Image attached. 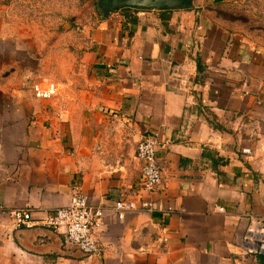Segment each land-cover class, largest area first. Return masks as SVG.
Returning a JSON list of instances; mask_svg holds the SVG:
<instances>
[{"label":"crops","instance_id":"obj_1","mask_svg":"<svg viewBox=\"0 0 264 264\" xmlns=\"http://www.w3.org/2000/svg\"><path fill=\"white\" fill-rule=\"evenodd\" d=\"M203 1L98 6L84 44L97 84L77 101L35 96L43 31L0 0V264H264L243 248L249 215L264 216V50ZM154 131L163 181L146 190L136 152ZM75 192L106 207L97 253L42 222ZM122 197L174 211L119 218ZM20 207L32 225L15 223Z\"/></svg>","mask_w":264,"mask_h":264},{"label":"rangeland","instance_id":"obj_2","mask_svg":"<svg viewBox=\"0 0 264 264\" xmlns=\"http://www.w3.org/2000/svg\"><path fill=\"white\" fill-rule=\"evenodd\" d=\"M6 1L31 34L36 29L43 31V46L37 48L45 60L42 66L37 65L41 80L57 81L62 98L70 97V91L75 94L73 99L84 100L89 94L84 89L93 91L97 84L89 78L84 44L90 25L100 14L98 0ZM203 6L212 20L223 24L233 36L264 50V0H205Z\"/></svg>","mask_w":264,"mask_h":264},{"label":"built area","instance_id":"obj_3","mask_svg":"<svg viewBox=\"0 0 264 264\" xmlns=\"http://www.w3.org/2000/svg\"><path fill=\"white\" fill-rule=\"evenodd\" d=\"M34 94L40 98H49L58 94L59 86L55 80L33 83ZM160 139L158 131L139 141L136 155L142 162V185L146 190H155L163 181V172L159 156ZM250 151L249 148H245ZM119 218H124L127 211L141 208L149 211H174L171 205L142 201L140 206L131 198H119L113 205ZM106 207L94 205L88 195L75 192L69 203L59 205L42 219L43 224L61 230L67 241L77 245L84 253L94 254L100 251L101 242L96 227L101 223ZM14 221L18 225H32L33 211L31 208H15L12 211ZM243 239L246 253L264 254V216L250 214Z\"/></svg>","mask_w":264,"mask_h":264},{"label":"water","instance_id":"obj_4","mask_svg":"<svg viewBox=\"0 0 264 264\" xmlns=\"http://www.w3.org/2000/svg\"><path fill=\"white\" fill-rule=\"evenodd\" d=\"M194 0H98V6L103 10V14L108 16L113 9L123 5L153 8H174L191 6Z\"/></svg>","mask_w":264,"mask_h":264}]
</instances>
